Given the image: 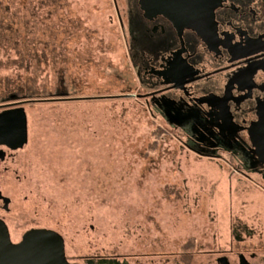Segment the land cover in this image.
<instances>
[{"label": "rangeland", "instance_id": "1", "mask_svg": "<svg viewBox=\"0 0 264 264\" xmlns=\"http://www.w3.org/2000/svg\"><path fill=\"white\" fill-rule=\"evenodd\" d=\"M115 7L125 0H0V110L27 117L26 143L0 161L11 240L54 229L81 264H264V180L233 152L190 149L139 98ZM26 85L36 93L12 89Z\"/></svg>", "mask_w": 264, "mask_h": 264}, {"label": "flooded vegetation", "instance_id": "2", "mask_svg": "<svg viewBox=\"0 0 264 264\" xmlns=\"http://www.w3.org/2000/svg\"><path fill=\"white\" fill-rule=\"evenodd\" d=\"M213 8L207 36L146 14L139 0H125L123 16L116 8L144 88L137 95L186 132L190 149L211 157L218 148L233 152L252 174L239 173L264 180V0H220ZM12 151L0 144V161ZM9 201L0 197V207L8 210ZM239 254L238 264L251 263ZM215 260L231 264L225 255Z\"/></svg>", "mask_w": 264, "mask_h": 264}, {"label": "water", "instance_id": "3", "mask_svg": "<svg viewBox=\"0 0 264 264\" xmlns=\"http://www.w3.org/2000/svg\"><path fill=\"white\" fill-rule=\"evenodd\" d=\"M220 0H139L148 15L162 13L183 26H192L209 35L212 11ZM27 141V117L23 105L0 111V144L11 149ZM7 204L9 198L0 194ZM242 255L239 254V258ZM243 260V257H241ZM227 264V261H219ZM249 263V262H248ZM0 264H81L65 254L62 235L54 229L37 227L23 232L19 241L11 240L5 221L0 218ZM251 264V263H249Z\"/></svg>", "mask_w": 264, "mask_h": 264}, {"label": "trees", "instance_id": "4", "mask_svg": "<svg viewBox=\"0 0 264 264\" xmlns=\"http://www.w3.org/2000/svg\"><path fill=\"white\" fill-rule=\"evenodd\" d=\"M1 27H0V31H1ZM16 91H18V93L20 94H27V95H33L34 93H36V91H33V89L29 86H15L14 88H12ZM158 137V136H157ZM157 142V140H155V143ZM192 247V245L190 244H183L182 245V250L184 249H190ZM185 251V250H184ZM190 256V257H189ZM183 263L184 264H189L190 260H191V254L190 255H183ZM86 264H123V263H119L118 261L114 260V259H109L108 257H92L90 259H87Z\"/></svg>", "mask_w": 264, "mask_h": 264}]
</instances>
